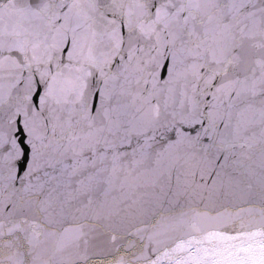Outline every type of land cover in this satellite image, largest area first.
Here are the masks:
<instances>
[{"label": "snow or ice", "instance_id": "snow-or-ice-1", "mask_svg": "<svg viewBox=\"0 0 264 264\" xmlns=\"http://www.w3.org/2000/svg\"><path fill=\"white\" fill-rule=\"evenodd\" d=\"M0 264H264V0H0Z\"/></svg>", "mask_w": 264, "mask_h": 264}]
</instances>
